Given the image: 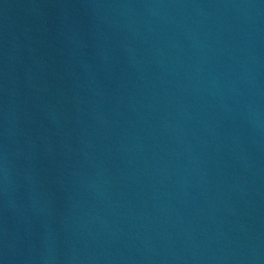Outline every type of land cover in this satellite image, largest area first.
Returning <instances> with one entry per match:
<instances>
[{
  "label": "water",
  "instance_id": "95a60500",
  "mask_svg": "<svg viewBox=\"0 0 264 264\" xmlns=\"http://www.w3.org/2000/svg\"><path fill=\"white\" fill-rule=\"evenodd\" d=\"M0 264H264V0H0Z\"/></svg>",
  "mask_w": 264,
  "mask_h": 264
}]
</instances>
